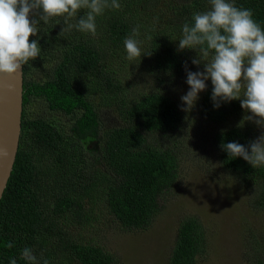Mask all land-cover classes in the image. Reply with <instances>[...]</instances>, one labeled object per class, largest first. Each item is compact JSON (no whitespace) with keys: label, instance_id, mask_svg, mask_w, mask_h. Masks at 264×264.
Masks as SVG:
<instances>
[{"label":"trees","instance_id":"obj_1","mask_svg":"<svg viewBox=\"0 0 264 264\" xmlns=\"http://www.w3.org/2000/svg\"><path fill=\"white\" fill-rule=\"evenodd\" d=\"M165 1L170 3L163 21L173 32L150 34V66L163 74L178 75L185 71L186 62L187 67L192 64L186 49L178 51L182 25L192 23L193 13L209 10L208 0H118L121 9H106L96 17L95 36L76 29L60 36L62 18L47 24L41 21L37 36H30V41L38 39L42 60L37 57L23 67L20 147L0 202V264H10V258L28 264L21 258L25 247L34 250L41 264L43 259L49 264H119L116 254L85 237L84 231L99 219L98 208L105 211L102 216L129 231L149 229L165 209L168 195L179 182L182 155L175 140L185 128L187 114L166 90L131 94L115 65L126 52L124 40L132 35V29L145 28L141 15L132 17L134 11L143 4L153 11L162 3L165 6ZM234 2L237 7L251 9L253 19L264 29V0ZM86 12L82 9L79 16ZM162 16V11L156 15L158 19ZM41 62L48 64L42 69L46 73L35 82L29 75ZM80 77L89 79L90 86L81 85ZM207 84L195 107L219 152V163L248 190L252 208L264 212V166L253 168L221 148L229 142L247 147L257 139L255 126L244 120L240 100L214 108L211 81ZM94 92L107 93L116 105L119 120L115 127L103 129L92 99ZM32 99H42L48 110L71 116L69 127L63 129L48 117H28L25 106ZM69 138L94 140L100 149H82L78 158L74 146L67 147ZM79 226L82 238L74 232ZM8 242L14 247L7 248ZM209 249L202 221L198 217L181 219L168 264H198ZM248 254V264H264V244L245 257Z\"/></svg>","mask_w":264,"mask_h":264},{"label":"rangeland","instance_id":"obj_2","mask_svg":"<svg viewBox=\"0 0 264 264\" xmlns=\"http://www.w3.org/2000/svg\"><path fill=\"white\" fill-rule=\"evenodd\" d=\"M168 3L170 1H165V6L162 3L158 6L160 8L153 11H148L149 7L143 4L134 11L132 17L141 15L143 26L148 28L139 29L138 40L141 42L142 56L129 60L125 52L116 59L115 65L124 76L131 94L139 95L151 89H163L183 106L181 96L189 90L186 71L170 75L155 71L150 66V34L164 30L173 32L163 21L167 18L165 14ZM160 11L163 16L158 19L156 15ZM186 50L190 60L197 56L194 57V54ZM41 57H38L39 60H42ZM47 65L46 62H41V67L29 75V78L35 82L44 78L46 72L42 69ZM192 65H189L188 70L203 71L202 64L199 67ZM88 80L79 78L80 84L83 82L85 86H90ZM92 99L101 114L103 129L115 127L119 120L116 114L118 111L108 94L94 92ZM25 112L28 117H48L63 129H67L73 120L71 116L48 110L42 99H32L25 106ZM186 114L188 120L185 128L175 140V146L182 155L179 182L168 195L165 209L158 214L152 226L143 231L122 229L107 215L102 216L105 211L98 208V221L84 231L87 239L97 241L116 254L120 259L119 264H168L179 223L187 217H198L207 229L209 254L198 264H248L247 259L251 254L246 257L245 254H254L263 247L264 212L252 208L248 190L221 167L217 157L219 152L215 144L210 142L207 135L209 129L199 117L196 107ZM245 115L251 113L245 112ZM249 123L255 126L258 138L264 129ZM96 143L98 142L94 140L77 142L69 138L67 147L69 149L74 146L75 154L79 158L82 149L99 150L100 146H96ZM74 232L82 238V226L75 228Z\"/></svg>","mask_w":264,"mask_h":264},{"label":"clouds","instance_id":"obj_3","mask_svg":"<svg viewBox=\"0 0 264 264\" xmlns=\"http://www.w3.org/2000/svg\"><path fill=\"white\" fill-rule=\"evenodd\" d=\"M208 2L209 10L193 13L192 23L182 25L178 51L195 50L192 64H202L203 71H190L185 63L189 90L181 96V110L191 111L210 80L214 108L240 100L241 108L251 113L244 120L264 129V29L253 19L251 9L237 7L234 0ZM82 9L87 12L79 16ZM106 9L119 10L121 4L118 0H0V76L12 77L40 56L39 41H30V36H37L41 21L47 24L62 18L60 36L72 29L95 36L96 17ZM138 35L139 26L124 40L129 60L142 56ZM221 148L229 157L243 158L253 168L264 166V131L247 147L229 142ZM6 247L14 244L8 242ZM21 258L28 264H41L29 247L22 249ZM10 264H17V260L10 258ZM43 264H49L48 260L43 259Z\"/></svg>","mask_w":264,"mask_h":264},{"label":"water","instance_id":"obj_4","mask_svg":"<svg viewBox=\"0 0 264 264\" xmlns=\"http://www.w3.org/2000/svg\"><path fill=\"white\" fill-rule=\"evenodd\" d=\"M24 112V68L0 76V202L11 178L20 147Z\"/></svg>","mask_w":264,"mask_h":264}]
</instances>
